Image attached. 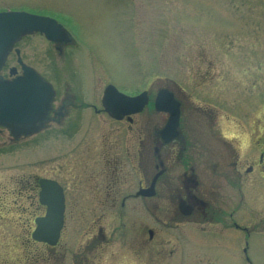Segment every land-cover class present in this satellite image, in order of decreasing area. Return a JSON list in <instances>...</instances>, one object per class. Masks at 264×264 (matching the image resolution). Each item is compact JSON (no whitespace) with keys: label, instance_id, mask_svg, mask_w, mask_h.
I'll list each match as a JSON object with an SVG mask.
<instances>
[{"label":"flooded vegetation","instance_id":"obj_1","mask_svg":"<svg viewBox=\"0 0 264 264\" xmlns=\"http://www.w3.org/2000/svg\"><path fill=\"white\" fill-rule=\"evenodd\" d=\"M69 31L71 41L51 42L63 60L69 57V47L79 46ZM1 72L9 76L5 67ZM45 77L55 87L53 78ZM74 77L69 80L77 86ZM249 80L244 76L237 80V89L245 95L242 99L231 96L232 83L225 86L229 101L217 147L211 131L216 115H210L206 126L196 122V113L204 116L209 112L186 108L178 90L169 85L151 92L147 89L149 77L142 78L144 88L132 91L114 82L105 84L114 83L132 96L146 92L148 103L138 111L121 105L116 106V115L112 114L102 103L105 86L91 101L82 98L67 80L63 89L55 87L50 120L42 129L14 137L0 126L2 136H6L5 129L10 140H21L38 136L52 125L59 126L73 112L87 107L95 115L109 117L122 132L119 138H98L95 154L67 168L52 166L44 175L16 171L5 177L0 220L16 225L18 232L12 234L11 243L3 239L4 263L197 264L201 250L191 245H207L230 250L234 256L244 255L252 264L248 256L251 239L255 233H264V101L259 99L263 90L255 89L256 80ZM162 90L180 102L176 134L167 128L170 112L156 107ZM68 124L65 129L73 134L84 128L85 122L70 120ZM86 134L87 130L78 140H86ZM81 144L73 143L68 151L79 150ZM42 179L58 185L47 197ZM259 185L260 192L252 193ZM54 206L62 209L58 238L54 242L36 239L33 232L37 220ZM10 249L15 257H11Z\"/></svg>","mask_w":264,"mask_h":264},{"label":"rangeland","instance_id":"obj_2","mask_svg":"<svg viewBox=\"0 0 264 264\" xmlns=\"http://www.w3.org/2000/svg\"><path fill=\"white\" fill-rule=\"evenodd\" d=\"M6 8L56 17L75 34L79 46L69 47L64 60L43 34L25 35L17 44L24 61L53 78L59 90L68 80L82 98L94 101L107 82L132 91L144 88L142 78L149 77L151 92L169 85L178 90L186 108L209 112L203 116L195 111L196 122L206 126L210 115H216L213 130L209 122L216 147L229 101L225 86L232 83L231 96L242 99L245 95L237 89V80L243 76L250 79L248 83L256 80L255 89L263 90L259 99L264 101V0H0V9ZM11 66H18L15 52L8 59L6 74ZM72 77L78 88L69 80ZM70 120L84 121V128L68 133L65 127ZM89 121L93 124L87 128ZM110 121L83 107L37 137L13 141L4 129L6 136L0 132V193L8 174L44 175L52 166L62 169L88 159L97 152L98 138L122 136ZM85 130L87 139L79 141ZM72 141L82 143L79 150L68 151ZM63 150L68 156L58 155ZM261 189L256 186L252 193ZM8 223L0 220V264H5L3 239L11 243L12 234L18 232L16 225ZM191 247L201 250L197 264H249L244 255L234 256L230 250ZM248 256L252 264H264V233L253 234Z\"/></svg>","mask_w":264,"mask_h":264},{"label":"water","instance_id":"obj_3","mask_svg":"<svg viewBox=\"0 0 264 264\" xmlns=\"http://www.w3.org/2000/svg\"><path fill=\"white\" fill-rule=\"evenodd\" d=\"M34 32H41L55 42L71 41L64 25L51 16L26 10L0 11V70L16 42L22 36ZM16 51L19 54L18 61L23 74L13 79L0 75V125L7 127L15 137H19L22 134L29 135L40 130L49 120L55 90L49 81L22 60L18 48ZM15 72L16 67H12L10 73ZM165 92L163 90L159 93L157 107L170 112L167 128L176 134L180 119L179 102L174 99V95H166ZM146 102L145 93L129 96L120 92L113 84L106 87L103 97V104L107 111L115 115L118 109L116 106L126 105L133 107L131 111H137ZM41 184L46 197L48 192H55L58 187L55 181L48 179H42ZM53 200L59 201L58 198ZM61 210L59 207H50L47 214L37 220L38 228L34 232L37 239L54 242L58 238L63 220Z\"/></svg>","mask_w":264,"mask_h":264}]
</instances>
